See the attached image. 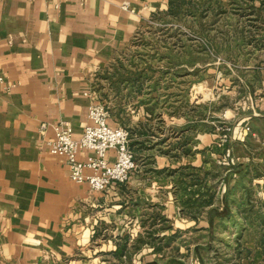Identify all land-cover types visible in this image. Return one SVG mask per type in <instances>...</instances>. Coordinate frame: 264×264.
Segmentation results:
<instances>
[{
    "label": "crops",
    "instance_id": "obj_1",
    "mask_svg": "<svg viewBox=\"0 0 264 264\" xmlns=\"http://www.w3.org/2000/svg\"><path fill=\"white\" fill-rule=\"evenodd\" d=\"M167 7L168 0H0V264L66 262L102 223H113L114 235L126 225L135 232L129 242L161 218L171 233L210 230L211 211L224 207L214 197L205 203L214 188L198 149L210 146V133L188 125L180 143H169H179L176 155L157 149L170 140L167 126L152 131L153 110L111 84L108 123L126 119L134 154L148 158L145 172L136 167L125 183L103 191L71 181L65 158L49 153L39 134L46 123L43 137L51 139L52 124L67 120L78 136L88 123L92 77L126 50L140 24ZM108 155L113 160L114 152Z\"/></svg>",
    "mask_w": 264,
    "mask_h": 264
},
{
    "label": "rangeland",
    "instance_id": "obj_2",
    "mask_svg": "<svg viewBox=\"0 0 264 264\" xmlns=\"http://www.w3.org/2000/svg\"><path fill=\"white\" fill-rule=\"evenodd\" d=\"M176 5L140 24L126 50L92 77L90 91L110 105L111 86L114 92L120 87L128 100L153 110L150 129L166 125L170 138L157 149L171 155L180 150L186 126L210 133V146L198 152L210 164L213 202H222L228 214L205 232H179L168 246L160 240L172 234L163 218L154 230L167 231L152 237L143 231L132 242L135 232L126 225L114 235L115 225L102 223L61 264H264V0ZM127 124L124 119L120 126ZM145 157L135 152L138 173L145 172ZM150 238L163 244L161 252L141 244Z\"/></svg>",
    "mask_w": 264,
    "mask_h": 264
},
{
    "label": "built area",
    "instance_id": "obj_3",
    "mask_svg": "<svg viewBox=\"0 0 264 264\" xmlns=\"http://www.w3.org/2000/svg\"><path fill=\"white\" fill-rule=\"evenodd\" d=\"M126 9V6H122ZM88 107V123L75 136L67 120L52 124L54 137H43L46 123L39 125V134L49 153L61 155L69 169V178L76 184H87L91 191H103L112 183H125L136 169L135 154L130 146V132L119 125L108 123L106 105L95 100L92 93ZM246 130H249L246 127ZM86 151L85 160L77 158L79 151ZM109 151L114 152L113 160Z\"/></svg>",
    "mask_w": 264,
    "mask_h": 264
},
{
    "label": "trees",
    "instance_id": "obj_4",
    "mask_svg": "<svg viewBox=\"0 0 264 264\" xmlns=\"http://www.w3.org/2000/svg\"><path fill=\"white\" fill-rule=\"evenodd\" d=\"M183 2H186V0H168V9L167 10L169 12H172L173 9H174V7L177 6L176 4H180V3H183ZM134 85L138 89V91L141 90L142 85H141L139 79L138 80L136 79V81H134ZM106 97H108V95H106ZM130 135H131V133H130ZM168 173H170V174L176 173V170H169L168 169ZM180 173L183 174V171L180 172ZM212 199H213V196H209L208 201L205 202V203L211 204ZM227 214H228V211L226 209V206H224L221 211H217L216 209L212 210L211 213H210V216H209V225H210V228L213 225V219H214V217H216L218 219H222V218H225L227 216ZM161 229H164V228H159V230H161ZM167 229H170V227L167 228ZM159 230L158 229L157 230L150 229L149 231H147V236L148 237H152ZM178 234H179V231H175L174 233H172V234H170L168 236H162V239H160V240L161 241L164 240L165 245L168 246L170 244V242L173 241ZM263 237H264V233H263ZM154 239H156V238H150V240H149V242H147V244L151 245V247L153 248V251L155 253H159V252H161L163 250V247L164 246H163V244H160V243H156L155 244V242L152 241ZM262 239H264V238H262ZM122 249H123V246H122Z\"/></svg>",
    "mask_w": 264,
    "mask_h": 264
}]
</instances>
